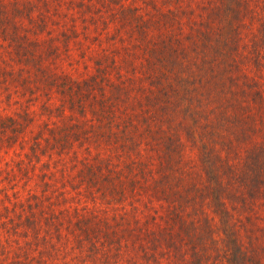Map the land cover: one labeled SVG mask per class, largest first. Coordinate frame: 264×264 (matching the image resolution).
I'll return each instance as SVG.
<instances>
[{
	"label": "trees",
	"instance_id": "16d2710c",
	"mask_svg": "<svg viewBox=\"0 0 264 264\" xmlns=\"http://www.w3.org/2000/svg\"><path fill=\"white\" fill-rule=\"evenodd\" d=\"M162 18L169 14H158L156 27ZM156 34L145 46L150 73L133 91L122 82L104 91L103 69L64 84L69 107L89 111V134L113 145L121 163L119 170L94 156L82 180L102 181L98 195L120 200V176L161 203L157 218L132 221L128 230L149 264H258L264 228L252 213L264 200V0H213L186 45ZM72 127L67 134L75 137ZM183 136L196 149L198 172L185 163ZM129 172L137 177L126 179Z\"/></svg>",
	"mask_w": 264,
	"mask_h": 264
},
{
	"label": "rangeland",
	"instance_id": "374dc122",
	"mask_svg": "<svg viewBox=\"0 0 264 264\" xmlns=\"http://www.w3.org/2000/svg\"><path fill=\"white\" fill-rule=\"evenodd\" d=\"M212 4L0 0V264H149L132 249L137 237L128 230L132 221L157 218L162 205L129 190L120 176V200L98 195L102 181L82 180L87 166L97 163L94 156L109 158L119 170L121 163L113 145L89 134L95 123L89 111L81 116L69 107L64 84L103 69L104 91L119 82L133 91L137 78L150 73L145 46L157 39L156 30L186 45V33ZM158 14H169V21L161 20L164 29L156 27ZM260 85L264 94V80ZM88 89L96 94L95 87ZM72 124L75 137L67 134ZM182 141L188 170L198 172L194 145L184 136ZM253 211L264 228V200ZM258 264H264V249Z\"/></svg>",
	"mask_w": 264,
	"mask_h": 264
}]
</instances>
